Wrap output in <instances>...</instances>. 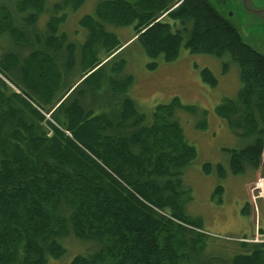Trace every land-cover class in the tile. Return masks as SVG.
<instances>
[{
    "label": "trees",
    "instance_id": "obj_1",
    "mask_svg": "<svg viewBox=\"0 0 264 264\" xmlns=\"http://www.w3.org/2000/svg\"><path fill=\"white\" fill-rule=\"evenodd\" d=\"M87 1L0 0V37L12 46L0 59V264H48L70 236L95 246L70 264H264V243L234 242L230 256L207 252L181 190L197 151L174 117L196 110L174 98L148 122L127 94L133 80L121 76L123 62L106 72L126 44L106 27H132L129 41L150 59L173 62L182 47L229 56L241 89L215 114L245 141L227 150L232 175L264 174V54L210 0H97L78 20L83 42L69 41L61 28ZM200 76L217 85L208 69ZM82 87L93 94L89 104ZM213 171L227 174L220 164L202 166L204 175Z\"/></svg>",
    "mask_w": 264,
    "mask_h": 264
},
{
    "label": "rangeland",
    "instance_id": "obj_2",
    "mask_svg": "<svg viewBox=\"0 0 264 264\" xmlns=\"http://www.w3.org/2000/svg\"><path fill=\"white\" fill-rule=\"evenodd\" d=\"M46 1L50 7L58 0ZM96 2L97 0H88L80 10L69 14L61 28V31L67 34L69 41L83 42L84 32L79 28L78 20L84 15L92 14ZM211 3L235 26L247 45L264 54V33L260 28L250 26L229 1H226L224 6L212 1ZM45 20L46 17L41 19V27ZM106 30L114 34L120 43H126L120 55L105 66L106 72L111 75L116 64L123 62L124 71L121 76H131L133 80L127 94L134 100L137 108L147 115L148 122L157 105L169 104L174 98H177L183 106L195 108V113L177 110L174 115L186 140L197 151V158L184 171L182 177L181 190L185 192V211L189 216L201 219L199 227L202 233L207 235L208 253L232 255L235 251L234 242L243 238L251 239L253 234L256 235V231H253L255 215L251 214L250 209L246 215L242 210L246 205L250 207L254 203L252 197L257 193L251 188L260 179L262 180L258 187L264 184V174L261 169L253 172L247 168L239 175L230 173V156L227 150L240 149L245 141L231 131L225 120L215 114V108L219 104L226 99H235L241 89L238 67L230 62L228 55L217 58L206 54H192L184 47L173 62H164L162 57L150 59L138 43L129 41L134 34L132 27L107 26ZM7 49H12V46L4 37H0V59L8 51ZM22 56H25L23 52ZM97 57H102V51H97ZM152 63H155L156 67L150 70L147 66ZM224 63H228L225 74L222 67ZM204 68L216 78L215 87L203 83L200 72ZM4 82L11 89H15L10 83L5 80ZM82 90L85 94L83 102L91 103L93 96L91 90L87 87H82ZM45 119L49 120V116L46 115ZM201 123H205V126L202 125L204 129L199 128ZM204 164L213 166L220 164L227 174L223 178L218 177L214 171L204 175L202 172ZM218 187L222 188L220 194L216 192ZM256 204L261 223L259 229L262 228L264 231V205L261 199H256ZM258 236L261 237L258 241L264 239V235L260 232ZM61 245L65 251L63 256L58 260L50 259L48 264H70L75 257L89 255L95 250L92 243L82 242L73 236L63 239Z\"/></svg>",
    "mask_w": 264,
    "mask_h": 264
},
{
    "label": "water",
    "instance_id": "obj_3",
    "mask_svg": "<svg viewBox=\"0 0 264 264\" xmlns=\"http://www.w3.org/2000/svg\"><path fill=\"white\" fill-rule=\"evenodd\" d=\"M216 4H221L220 0H210ZM236 9L239 11L243 19H245L250 26L260 28L264 33V0H243L238 1ZM223 4L222 6H224Z\"/></svg>",
    "mask_w": 264,
    "mask_h": 264
},
{
    "label": "built area",
    "instance_id": "obj_4",
    "mask_svg": "<svg viewBox=\"0 0 264 264\" xmlns=\"http://www.w3.org/2000/svg\"><path fill=\"white\" fill-rule=\"evenodd\" d=\"M262 180V179H261ZM261 180H259L258 181V183L252 188V191L254 192V193H257V195H253V201L255 202L256 201V199H261L262 201H263V203H264V195L262 194V189H261V187H258V185L259 184H261L260 182H261ZM261 186V185H260ZM255 208V211H257V209H256V207H254ZM257 223V222H256ZM259 238H261L260 236H258V234L255 236V239H254V241L253 242H259V243H264V239H261L260 241H258L259 240Z\"/></svg>",
    "mask_w": 264,
    "mask_h": 264
},
{
    "label": "flooded vegetation",
    "instance_id": "obj_5",
    "mask_svg": "<svg viewBox=\"0 0 264 264\" xmlns=\"http://www.w3.org/2000/svg\"><path fill=\"white\" fill-rule=\"evenodd\" d=\"M213 1H215V0H213ZM226 1H229V2L231 3V5H236V4H238L237 0H220V2L222 3V5H223V4L226 5ZM238 1H239V0H238ZM240 1L243 2V0H240ZM258 1L261 2V0H258ZM220 5H221V4H220ZM236 7H237V5H236ZM249 208H250V207H249Z\"/></svg>",
    "mask_w": 264,
    "mask_h": 264
},
{
    "label": "crops",
    "instance_id": "obj_6",
    "mask_svg": "<svg viewBox=\"0 0 264 264\" xmlns=\"http://www.w3.org/2000/svg\"><path fill=\"white\" fill-rule=\"evenodd\" d=\"M260 169H261V167H260ZM262 170V169H261ZM253 182V181H252ZM252 182L250 183V184H252ZM259 223H260V216H259ZM261 224V223H260ZM260 230H262V228L260 229ZM263 231V230H262ZM263 235H264V231H263Z\"/></svg>",
    "mask_w": 264,
    "mask_h": 264
}]
</instances>
